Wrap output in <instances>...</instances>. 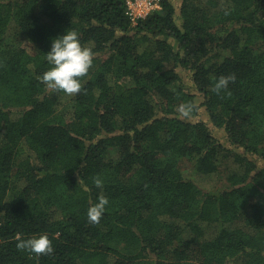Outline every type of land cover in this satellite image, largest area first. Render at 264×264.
I'll use <instances>...</instances> for the list:
<instances>
[{
  "label": "trees",
  "instance_id": "obj_1",
  "mask_svg": "<svg viewBox=\"0 0 264 264\" xmlns=\"http://www.w3.org/2000/svg\"><path fill=\"white\" fill-rule=\"evenodd\" d=\"M126 9L0 0V264H264V0H160L136 24ZM68 29L93 52L73 95L38 79ZM40 234L51 253L17 248Z\"/></svg>",
  "mask_w": 264,
  "mask_h": 264
},
{
  "label": "clouds",
  "instance_id": "obj_2",
  "mask_svg": "<svg viewBox=\"0 0 264 264\" xmlns=\"http://www.w3.org/2000/svg\"><path fill=\"white\" fill-rule=\"evenodd\" d=\"M46 59L51 67L38 79L53 91L73 95L80 91L82 87L80 78L89 72L93 64V52L81 44L76 31L68 29L63 35L52 40ZM234 79V75L220 76L214 82L213 91L219 94L222 90L227 89L229 82ZM191 109L190 104H180L177 112L179 116L187 117ZM95 184L97 187H101L103 181L97 178ZM107 204V198L101 197L98 202L90 205L87 209L88 221L99 223ZM17 248L37 255L48 254L53 251L51 241L45 234L21 239L17 243Z\"/></svg>",
  "mask_w": 264,
  "mask_h": 264
},
{
  "label": "rangeland",
  "instance_id": "obj_3",
  "mask_svg": "<svg viewBox=\"0 0 264 264\" xmlns=\"http://www.w3.org/2000/svg\"><path fill=\"white\" fill-rule=\"evenodd\" d=\"M173 4H174V7L176 9V13L178 14L179 13V7H180V0H172ZM16 40V41H15ZM21 40V39H20ZM9 42H18L19 40L17 39H14L13 38V35H10L9 36V39H8ZM21 45L24 46L25 48L29 49V44L24 40L22 39L21 40ZM180 71V74L183 78V80L187 81L188 82V73L184 70H181L180 68L178 69ZM198 101L200 98H197ZM192 119H202V120H205L207 122V124H209L211 130H212V133L214 134V136L218 139V141L220 143H222L223 145L225 146H228V141H227V138H226V134L219 128H216L212 125V123L209 121V119L207 118L203 108L201 107L198 111V114L194 117H192ZM180 166L182 168H189L190 169V163H188L187 161L183 160L180 162ZM198 181L200 184H203V185H210L211 183H215L217 184V179H208V178H205V177H199L198 178ZM223 185L224 184V177L221 175L220 176V179H219V182H218V185ZM139 264H151L149 263L148 261L146 260H141L139 261Z\"/></svg>",
  "mask_w": 264,
  "mask_h": 264
},
{
  "label": "built area",
  "instance_id": "obj_4",
  "mask_svg": "<svg viewBox=\"0 0 264 264\" xmlns=\"http://www.w3.org/2000/svg\"><path fill=\"white\" fill-rule=\"evenodd\" d=\"M129 16L132 24H136L138 20L144 19L152 12L160 9V0H125Z\"/></svg>",
  "mask_w": 264,
  "mask_h": 264
}]
</instances>
